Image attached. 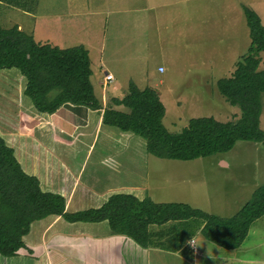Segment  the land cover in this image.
Returning <instances> with one entry per match:
<instances>
[{
	"label": "trees",
	"instance_id": "1",
	"mask_svg": "<svg viewBox=\"0 0 264 264\" xmlns=\"http://www.w3.org/2000/svg\"><path fill=\"white\" fill-rule=\"evenodd\" d=\"M35 1L0 0V4L32 12ZM241 6L249 30V50L239 57L229 77L216 81L218 92L239 108L236 120L192 117L182 131L170 132L163 123L165 106L158 92L130 83L126 94L111 98L112 103L101 115L102 122L143 137L146 151L159 158L193 160L227 152L239 140L264 146V130L260 127L264 67L259 68L264 25L252 8ZM2 68H16L25 76L24 94L40 113L52 114L67 103L92 110L102 108L90 81V59L83 45L59 48L36 41L16 24L0 26ZM51 214L68 222L106 220L113 235L126 236L142 248H160L175 256L185 248L194 252L197 230L206 240L235 249L244 241L252 222L264 214V182L230 217L210 214L183 202H156L149 196L139 199L129 193H113L99 207L69 211L62 195L43 191L38 178L22 169L14 149L0 136V255L11 257L20 249L28 251L23 236L31 222ZM197 220L201 225L195 228ZM153 225L161 228L153 230Z\"/></svg>",
	"mask_w": 264,
	"mask_h": 264
},
{
	"label": "crops",
	"instance_id": "2",
	"mask_svg": "<svg viewBox=\"0 0 264 264\" xmlns=\"http://www.w3.org/2000/svg\"><path fill=\"white\" fill-rule=\"evenodd\" d=\"M197 3L200 6V11L194 12L193 0H66L64 12H49L41 17V27L46 30V35L40 42L46 39L56 44L53 41V37H55V40L60 41L58 44L60 47H68L67 44H62V40L66 43L73 41V45H83L88 51L92 74L96 71V67L100 69L102 81H99V84L103 82L102 70L105 62L103 55L106 48H112L111 52L118 56L126 67L132 66L129 62L133 60L137 62L135 70H129L142 77V82L138 80L135 82L144 83L147 85L145 87L155 89L161 101L163 92H165L162 90V85L165 83L163 79L181 77V75L185 81L187 79L196 81L202 87V91L205 88L209 97L217 101L220 93L215 91V89L217 90L216 81L222 77H229L234 71L237 60L243 55L240 51L242 42L239 39V33L240 31L245 32V42L247 43L248 26H241L240 15L243 13L241 7L243 3L240 4V0H197ZM53 4L59 3L55 0ZM181 5H185L189 11L186 10L182 13L179 10ZM28 14L35 15L33 11ZM92 37H95L97 41ZM156 51L159 52L161 60L152 64L150 71L142 73L143 63L146 60L150 61L148 57ZM139 52L143 57L139 56ZM176 56H179L182 62L174 60L170 63L169 60L176 59ZM153 57L154 55H152ZM98 58L101 59L99 62ZM193 60L197 63H194ZM159 67H163V71H158ZM194 67L199 69L195 78L192 75ZM170 71L171 75H169ZM112 76L114 80V74ZM160 77L163 78L160 79ZM183 88V86L180 87L181 91ZM115 89L116 86H113L112 90ZM106 92V89L105 94L103 91L101 92L104 101ZM109 95L111 98L123 96ZM172 95L176 96L170 104L174 107L177 101L186 99L181 95V92H175ZM67 104L62 105L52 114L29 111L34 120V123L30 122V124L36 126L37 131H28V136L20 135L15 139L18 142L28 141V149H30L29 147H36L35 143H39V140L42 141L43 132L58 127L62 133L64 130L69 133L77 131L75 134L78 135V129L83 131L88 128L92 118L98 120L96 124L98 129L95 127L94 133L97 130L100 133L102 126L105 125L101 123L102 113L100 110H92L88 107H84L85 109L82 110L83 107L78 106L75 108L79 109L73 111L75 105L68 106ZM118 107L121 109V106ZM179 111H181V107ZM41 121H43V125L40 124ZM121 134L123 137H130L126 140H130L134 135L127 131H122ZM53 137L54 135L48 139V142H54ZM7 140L10 141V137L8 139L7 136ZM92 142H96L95 134L92 136ZM136 142L139 144L138 141ZM13 145L17 147L16 149L13 147L16 156L20 157L19 152L22 146ZM91 145L92 143L87 146L83 160L76 156L75 159L78 161L71 162V164L77 163L75 171L81 163H84L81 175L77 174L78 171L75 173L80 176L78 180L81 179L83 183L82 191H85V198L81 199L80 205H77L72 201H67L64 197L66 210L75 211L98 207L113 193H129L139 199L145 196L151 198L152 193L144 178H140L141 181L134 185L128 183V176L123 182L117 179L119 175L127 173L122 166H119L123 163L122 161H116L119 165L115 164L103 169L107 172L105 175L107 179H101L98 175L101 172L98 165H101L104 159L94 161L97 165L89 168L88 179L83 178L87 164L91 160L90 155H87V153H91ZM117 153L122 155L126 151L122 150V153ZM33 155L39 158L35 152L28 150V169H26V165H22L24 171L37 178L40 177L41 182H44L43 188L45 187V191H49L51 188L47 189L42 170L34 162ZM124 158L125 160L129 159ZM63 160L64 158L58 159L56 166L52 168V170L59 171L61 176L59 173L54 176L60 177L61 180H66L68 183H74L76 179H73L71 175L65 177ZM139 160L144 162V159ZM219 163L224 167L227 166L225 160H221ZM174 164H169V173L172 178L177 176L175 173L177 169L173 168ZM62 175H64L63 178ZM180 180L185 181L182 178ZM76 184L78 181L72 188ZM187 188L185 181L182 189L186 192ZM54 190L57 191L56 188ZM57 193L63 194L60 191ZM23 238L29 250L20 249L17 255L9 257L8 264H141V259H144L145 263H150L154 259L170 255L167 252L166 255H162L160 248H142L126 236L113 235L106 220L68 222L59 215L51 214L31 222L29 231Z\"/></svg>",
	"mask_w": 264,
	"mask_h": 264
},
{
	"label": "rangeland",
	"instance_id": "3",
	"mask_svg": "<svg viewBox=\"0 0 264 264\" xmlns=\"http://www.w3.org/2000/svg\"><path fill=\"white\" fill-rule=\"evenodd\" d=\"M53 1L55 0H36V6L33 7V13L35 15L28 14L27 11L16 7H8L5 3H2L0 4V26L10 27L17 24L20 29H23V31L32 35L40 42L43 36L46 35V30L41 27V17L49 12H64V8H66L64 6L66 0H56L59 4H53ZM241 3L254 9L264 25V0H240V4ZM179 10H181L182 13L186 10L189 11L185 5H181ZM193 11H200L197 0H193ZM240 22L242 23V27H247L243 13L240 15ZM92 39L97 41L95 37H92ZM239 39L242 42L240 51L244 54L249 50V34L247 43L245 42L244 31H240ZM53 41H55L56 44L46 39L41 42L49 43L51 46H57L59 48L65 47H60L58 45L60 41L57 39L55 40V37H53ZM72 42L73 41H69L66 43L62 40V44H67L68 47L81 45H73ZM111 49L106 48L103 55L105 58V62L103 63L104 68L102 70L103 82L99 84V81H102V74L97 67L96 71L90 76L94 93L102 106L100 109L101 113H103L104 108H106L108 104L112 103L109 94H126L129 91L130 83H133L138 88L147 86L144 83L135 82V80L142 82L140 74L129 71L135 70L137 62L133 60L129 62L132 66L126 67L124 62L111 52ZM152 55H154L153 58ZM139 56H142L140 52ZM259 56V68L261 69L264 67V51H261ZM148 58L150 61L146 60L143 63L142 73L150 71L151 65L161 60L158 51L151 54ZM100 60L101 59L98 58V62ZM174 60L177 62L181 61L179 56L169 61L171 63ZM193 61L197 63V61ZM104 70L114 74V80L105 85L104 73L107 71ZM198 70L199 69L195 67L192 69L193 78H195ZM158 71H161L160 67ZM169 75H171V71ZM161 78L163 77H160V79ZM164 81L165 83L162 85V90H165V92H163L161 99L166 111L163 123L170 132L182 131L184 127L187 126L188 119L192 117L212 116L219 121L225 122L236 120L239 116L240 110L237 106L230 105L219 93L218 100L214 101L209 97L208 91L205 88L202 91V87L192 79H187L185 81V78L181 75V77H168L166 80L163 79V82ZM26 83L27 80L25 76L22 75L18 69H0V135L4 137L1 136L6 140L7 145L9 144L12 148H17L13 144L22 146L19 152L20 157L16 156L15 152L14 155L16 158L18 157L17 160L23 170L24 168L22 165H26V169H28V150L29 152H35L39 158L33 155V160L42 170L43 180L47 183V189L51 188L49 192L53 193H57V191L62 192L63 194L60 193V195L65 197L67 201H72L80 205L81 199L85 198V191H82L83 183L81 179L78 180L80 176H77V174L81 175L84 163H81L75 171L77 163L71 164V162L78 161V159H75L76 156L83 160L86 155L87 146L91 143V153H87V155H90L91 160L89 164H87L83 178H87L89 175V168L97 165L94 161L104 159L102 164L98 165L101 169L100 174H98L101 179H107L105 177L107 172L103 170L104 168L112 167L115 164L119 165L116 161H122L123 163L119 166H122L127 173L126 175L121 174L117 177L120 182H123L129 177L128 183L134 185V183L141 181L140 178H144L152 193L151 198L155 201L183 202L217 216L230 217L237 213L241 205L251 197L254 190L264 182V146L260 143L239 140L235 143L234 147L227 152L216 153L193 160L180 161L158 158L146 151V141L141 136L134 134L130 140H126V138L130 137H123L121 130L107 124L102 126L100 133L97 132L98 130L94 133L95 127L98 126L96 125L98 120L94 118L91 119L88 128L83 131L80 128L78 129V135L75 134L77 131L69 133L64 130L62 133V131H59L58 127L49 129L48 132H43L44 136L41 138L42 141L39 140V143H35L37 144V148L29 147L30 149H28V141L18 142L15 139L20 135L28 136V131H37L36 126H31L30 124V122L34 123L30 112H36L37 110L34 108L31 99L24 94ZM113 86H116L115 90H112ZM181 86L184 87L182 91L180 89ZM101 89L104 94L105 89L107 91L104 97L106 98L105 101L102 100ZM215 91L218 92L216 89ZM175 92H181V95L186 99L184 101H177V104L174 102L177 105L174 107L170 104L173 102V98L176 97L172 95L175 94ZM181 95H179L180 98H182ZM67 105L70 106L71 104L69 103ZM78 106L83 107L81 108L82 110L86 107L83 105H75L73 111L79 109L75 108ZM180 107L181 111H179ZM114 108L119 107L114 105ZM121 109H123V107H121ZM261 110L260 127L264 130V93L261 95ZM42 122L43 121H41L40 124L43 125ZM101 123L104 124L102 122V117ZM94 134L96 136V142H92V136ZM53 135L55 141L48 142V139ZM7 136L8 139L10 137V141L7 140ZM133 139H136L139 144L133 141ZM132 142H134V144H131ZM122 150L126 151V153H122ZM117 152H121L122 155ZM124 157L129 159L125 160ZM62 158H64L63 169H65L63 170L62 167L60 168L64 171L65 177L67 178L71 175L73 179H76L75 182L78 181V184H76L74 188H72V186H74L75 182L68 183L66 180H61L60 177L54 176L58 175L59 171L52 170V168L56 166V161ZM139 159H144V162ZM221 160H225L227 166L224 167L221 165L219 163ZM138 161L141 162L138 163ZM169 164H174L173 168L177 169L175 173L178 177L176 175L173 178L170 176ZM75 172H77V174ZM59 175L61 176V173H59ZM63 177L64 175H62V178ZM180 178L184 179L187 183L188 188L186 192L182 189V185L185 181H181ZM40 179L39 177V186L45 191L46 188H43L42 185L44 182H41ZM49 180H51L52 184L49 183ZM53 186L57 191L54 190ZM199 224L201 225V222L197 220L194 227L197 228ZM151 228L156 230L160 227L153 225ZM193 238L195 239V247H193L194 252L185 248L182 251H177L176 256L174 254L168 255V257L162 256L159 259H154L150 263H145L144 259H141V264H264V214L252 222L248 234L238 248H222L206 240L203 235L200 234L199 230L196 231ZM194 239L190 240V245L193 243ZM23 241L25 242L24 238ZM183 252H185L186 255ZM161 253L162 255H166L164 251H161ZM180 254L185 256H181ZM8 259L9 257L0 256V264H8Z\"/></svg>",
	"mask_w": 264,
	"mask_h": 264
},
{
	"label": "built area",
	"instance_id": "4",
	"mask_svg": "<svg viewBox=\"0 0 264 264\" xmlns=\"http://www.w3.org/2000/svg\"><path fill=\"white\" fill-rule=\"evenodd\" d=\"M160 70L162 71L163 67H160ZM112 80H113V76L111 73H109V72L104 73V85L108 84Z\"/></svg>",
	"mask_w": 264,
	"mask_h": 264
}]
</instances>
